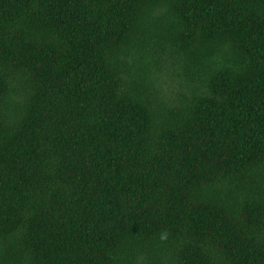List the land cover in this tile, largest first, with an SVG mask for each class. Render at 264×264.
Here are the masks:
<instances>
[{"label":"trees","instance_id":"obj_1","mask_svg":"<svg viewBox=\"0 0 264 264\" xmlns=\"http://www.w3.org/2000/svg\"><path fill=\"white\" fill-rule=\"evenodd\" d=\"M0 264H264V0H0Z\"/></svg>","mask_w":264,"mask_h":264},{"label":"clouds","instance_id":"obj_2","mask_svg":"<svg viewBox=\"0 0 264 264\" xmlns=\"http://www.w3.org/2000/svg\"><path fill=\"white\" fill-rule=\"evenodd\" d=\"M161 240H164V239H166L167 237H166V234H163V235H161Z\"/></svg>","mask_w":264,"mask_h":264}]
</instances>
